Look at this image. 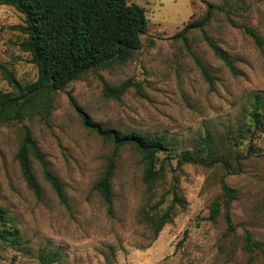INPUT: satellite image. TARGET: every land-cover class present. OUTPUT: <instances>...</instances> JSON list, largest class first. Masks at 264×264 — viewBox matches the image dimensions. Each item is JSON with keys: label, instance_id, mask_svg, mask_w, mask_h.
<instances>
[{"label": "rangeland", "instance_id": "374dc122", "mask_svg": "<svg viewBox=\"0 0 264 264\" xmlns=\"http://www.w3.org/2000/svg\"><path fill=\"white\" fill-rule=\"evenodd\" d=\"M130 1L147 12L142 49L128 64L100 73L114 86L134 80L141 89L130 88L120 100L110 99L98 75L89 73L59 92L49 120L25 121L52 172L66 184L68 206L60 202L35 159L33 170L43 195L38 199L30 191L16 159L21 125H0V205L9 210L23 237L18 247L0 243V264H42L39 253L44 250L60 251L61 259L52 264H264L261 253L251 262L244 248L249 232L264 250V131H247L253 128V97L261 95L264 102V46L244 29H254L264 40V0ZM206 2L220 9L205 31L233 57L237 75L213 53L201 31H192L187 42L173 39L193 14L199 17L205 11ZM24 22L16 9L0 6V66L28 84L37 80L38 68L20 48L25 36L10 29ZM196 58L213 74L214 90ZM0 89H12L1 70ZM69 92L76 105L105 128L164 135L176 144L156 200L175 184L186 208L157 238L138 221L148 200L142 157L129 145L117 150L87 129L70 104ZM207 130L221 146L248 157L241 161L240 173L193 164L178 169L176 155L199 146ZM115 153L110 215L95 185ZM223 180L238 193L230 235L224 215L216 222L208 220L211 204L222 199ZM171 200L170 195L163 207Z\"/></svg>", "mask_w": 264, "mask_h": 264}, {"label": "trees", "instance_id": "16d2710c", "mask_svg": "<svg viewBox=\"0 0 264 264\" xmlns=\"http://www.w3.org/2000/svg\"><path fill=\"white\" fill-rule=\"evenodd\" d=\"M0 6L16 9L25 17L23 25L10 29L25 36L20 48L31 56L32 63L38 68L36 81L23 84L0 66V70L11 86L10 91L0 89V125H21V142L16 155L22 176L34 195L40 199L43 189L33 170V159L41 166L45 180L51 185L60 202L68 206L66 184L56 176L47 157L35 140L26 120L40 118L49 120L55 108L56 96L74 81L89 73L98 75L103 93L107 98L120 100L130 88L141 89L140 83L129 80L120 85L110 84L100 73L114 66H123L132 61L143 46L142 37L148 30L147 12L144 7L130 0H0ZM220 6L206 2L205 11L196 17L192 15L184 28L174 35V40L187 42L192 31H201L213 53L231 70L239 74L236 62L228 51L207 35L205 28ZM259 46L264 40L254 29L244 27ZM203 76L210 88L215 89V78L210 70L196 58ZM70 104L77 110L84 126L91 129L106 141H111L117 150L124 146L133 147L142 157L144 164L143 180L147 187V204L138 215V221L146 225L157 238L164 227L171 223L178 211L185 209L186 200L175 184L165 191L158 200V190L166 179L167 159L175 154L176 144L164 135L140 132L124 133L103 127L93 122L69 92ZM251 125L247 131H264L263 97L255 95L251 104ZM48 122V121H47ZM242 133L246 132L241 128ZM250 148V147H249ZM250 152V151H249ZM116 155L111 157L104 174L95 185V190L106 204L110 215L114 214V177L116 174ZM178 169L185 164H193L207 169L216 166L227 172L240 173L241 161L247 159L231 146L225 148L217 143L215 135L206 131L199 146L176 155ZM222 199L211 204L209 221L216 222L222 215L228 223L227 235L232 233L231 208L238 193L224 180L221 182ZM172 200L167 207L168 196ZM0 243L18 247L23 243L18 228L10 219L9 210L0 205ZM245 251L250 261L264 250L261 244L246 233ZM42 264H52L61 259L60 251H40Z\"/></svg>", "mask_w": 264, "mask_h": 264}]
</instances>
